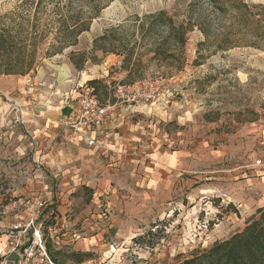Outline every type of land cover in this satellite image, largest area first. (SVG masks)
Segmentation results:
<instances>
[{"label": "rangeland", "instance_id": "rangeland-1", "mask_svg": "<svg viewBox=\"0 0 264 264\" xmlns=\"http://www.w3.org/2000/svg\"><path fill=\"white\" fill-rule=\"evenodd\" d=\"M38 1L0 0V32L15 31L19 26L28 30L27 20L37 18V28L30 32L39 38L35 69L26 75H0V239L4 240L9 223L28 217L27 202L40 195H35L36 183L28 181L34 179L35 170L26 114L41 106L46 96H55L57 90L85 82L87 74L102 81L96 93L99 99H112L118 84L132 80L121 70L123 56L95 50L94 40L117 28L132 47L136 40L141 41L138 26L161 11L176 24L192 19L194 27L187 33L183 53L169 61L150 59L155 42L162 41L161 32L140 43L144 66L135 80L158 78L170 91L165 101L153 108V133L169 153L183 150L186 165L178 171L172 189L162 181L153 186V214L143 218L133 240L104 242L103 251L93 258L103 264H173L243 229L260 202V188L252 190L246 182L253 178L252 165L261 159L257 150L260 134L255 127L264 122V20L258 23L252 19L250 28L241 26L239 33L236 11L229 8L222 13L218 0L196 4L193 0H96L104 8L90 29L79 36L77 45L54 53L51 45L57 30L52 10L67 0H43L42 5ZM242 1L256 13V19L263 18L264 12L257 6L264 4ZM89 13L84 6V16ZM205 19L208 34L199 25ZM251 28L258 29V36ZM226 33L236 36L230 43L238 45L219 49ZM27 50L34 46L28 45ZM72 52H85L88 60L83 69L73 64ZM21 54L25 55L23 47ZM15 100L26 111L24 124ZM55 143L60 146V138H55L53 146ZM51 187L50 191H61L60 182L51 183ZM94 191L80 187L64 204L61 198L43 197L48 205L44 229L49 224L48 214L53 209L59 212L70 201L72 211L67 214L77 224L98 209L111 218L108 198ZM44 232L48 234L47 229ZM107 251H112L111 257Z\"/></svg>", "mask_w": 264, "mask_h": 264}, {"label": "crops", "instance_id": "crops-1", "mask_svg": "<svg viewBox=\"0 0 264 264\" xmlns=\"http://www.w3.org/2000/svg\"><path fill=\"white\" fill-rule=\"evenodd\" d=\"M93 79L87 74L85 82L80 80L73 82L68 89L57 90L53 93L55 96H46L43 104L40 101L41 106L25 116L32 139L30 147L35 170L34 179L28 181L32 185L36 183L35 195L61 198L64 204V199L85 187L95 190L96 195H106L113 209L111 218L98 209L80 224L67 214L68 210L72 211L73 201L60 207L62 210L59 212L53 209L48 214L46 221L50 223L45 229L56 252L55 260L60 264H84L96 256V252L103 251L104 242L133 240L143 226V218L153 214V186L162 181L172 189L178 171L184 170L186 165L183 150L169 153L156 142L153 108L160 105L122 108L113 121L92 130L91 136L95 139L105 132L111 134L106 149L89 146L78 136L65 137L59 120L76 115L80 108L79 96L85 87H89L86 82ZM255 129L260 134L257 150L261 159L252 165L253 178L246 183L252 190L260 188V208L264 205V122L256 125ZM56 137L61 141L57 147L58 141L53 146ZM36 161L44 168V178L35 169ZM58 182L61 191H50L51 183ZM109 252L108 257H111L112 251Z\"/></svg>", "mask_w": 264, "mask_h": 264}, {"label": "trees", "instance_id": "trees-1", "mask_svg": "<svg viewBox=\"0 0 264 264\" xmlns=\"http://www.w3.org/2000/svg\"><path fill=\"white\" fill-rule=\"evenodd\" d=\"M30 1L33 3L34 0ZM77 1H83L84 4L78 5ZM196 1L199 0H193L195 4ZM40 3L42 5V2ZM218 4L222 13L227 12L229 8H233L236 11L235 24L239 26V33L241 32V26L250 28L249 23L252 19L255 22L263 23L264 13L262 19H256V13H253L251 7L242 0H232L231 2L230 0H218ZM56 6L52 10L54 14L53 27H56L57 30L54 36L55 42L51 45L54 53L61 52L69 46L77 45L79 36L90 29L92 20L104 8L96 0H67L64 5ZM84 6H87L90 10L88 17L84 16ZM39 7H41L40 4ZM257 7L261 8L264 12V5ZM36 20L38 19L29 18L27 20L28 25L26 27L28 30L24 26H19L15 31L5 29L0 32V75H26L35 69L37 64L35 46L39 38L33 36L34 34L30 30L37 28ZM199 25L201 30L205 34H208L209 30L206 27L207 20L205 19ZM193 27L192 19L187 24L184 22L176 24L173 17L168 16L165 11H161L147 17L146 22L138 26L137 32L141 34V41L138 43L136 40L132 47H129V40L125 42V38L120 36L119 29L113 28L107 30L102 36L94 40V49L102 50L104 53H115L123 56L121 70L127 72L126 78L132 80L130 82L133 83L144 66L140 43L161 32L162 41L155 42L153 48L150 50L152 52L150 59L159 62L169 61L183 53L187 33ZM251 29L252 32H258V29ZM256 32L255 35L258 36ZM231 34L226 33L223 35L221 44L218 46L219 49H228L238 45L230 43L232 39L233 41L236 39V36H232ZM132 36L133 34L131 38ZM101 42H107L108 44L103 45ZM28 45L34 46V50H27ZM22 47L25 50L24 56L21 54ZM71 55V60L75 67L80 70L83 69L85 62L88 60L85 52H72ZM76 56H79V58H75ZM99 84H102V81L98 79L88 81V86L94 88L95 94L98 92ZM47 247L52 257L56 259V252H54L50 239L47 241ZM86 255L88 256L89 253H86ZM173 264H264V205L258 208L256 213L247 220L244 228L240 231L235 232L225 240L215 242L206 250L196 252L192 256L183 259L179 258Z\"/></svg>", "mask_w": 264, "mask_h": 264}, {"label": "built area", "instance_id": "built-area-1", "mask_svg": "<svg viewBox=\"0 0 264 264\" xmlns=\"http://www.w3.org/2000/svg\"><path fill=\"white\" fill-rule=\"evenodd\" d=\"M247 3L264 4V0H245ZM80 94V108L76 115L59 120V124L67 137H80L89 146L107 148L111 134L105 132L100 138H93L91 131L113 121L119 110L125 107L142 104H160L169 96L170 91L163 86L158 78L137 80L133 83L118 84L113 98L102 102L94 88L85 87ZM19 107L21 121L24 124L26 111ZM29 133V131L27 130ZM36 170L41 177H45L43 166L36 161ZM29 202V201H28ZM27 205L28 217L24 221H12L4 231V240L0 239V264H60L51 255L47 247V234L44 232L43 217L48 207L42 195L36 196ZM13 254L18 257L11 260ZM84 264H103L101 260L92 258Z\"/></svg>", "mask_w": 264, "mask_h": 264}, {"label": "water", "instance_id": "water-1", "mask_svg": "<svg viewBox=\"0 0 264 264\" xmlns=\"http://www.w3.org/2000/svg\"><path fill=\"white\" fill-rule=\"evenodd\" d=\"M18 255L17 254H13L12 257L10 258L11 260H15L17 259Z\"/></svg>", "mask_w": 264, "mask_h": 264}]
</instances>
